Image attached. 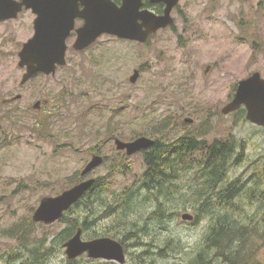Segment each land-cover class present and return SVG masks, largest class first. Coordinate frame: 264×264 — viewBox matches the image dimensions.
Returning a JSON list of instances; mask_svg holds the SVG:
<instances>
[{
    "label": "rangeland",
    "instance_id": "obj_1",
    "mask_svg": "<svg viewBox=\"0 0 264 264\" xmlns=\"http://www.w3.org/2000/svg\"><path fill=\"white\" fill-rule=\"evenodd\" d=\"M173 17L171 28L145 44L104 35L77 53L71 38L66 66L24 86L18 55L34 35L36 16L24 11L0 23V264L72 263L64 248L70 219L91 225L83 232L85 241L120 242L126 264H190L199 253L224 264L205 246L215 219L195 203L190 188L198 183L178 180L160 199L166 202L161 211L158 199L137 189L146 170L144 154L117 151V138L145 136L170 144L189 137L208 147L214 140H235L240 158L227 181L239 179L246 192L259 186L260 208H244L252 200L243 195L227 204L217 200L210 213L254 214L256 235L264 234V128L248 122L246 111L222 113L240 81L255 73L264 78V0H180ZM136 70L140 78L131 84ZM38 102L45 105L37 112ZM94 154L105 162L88 177L101 181L89 200L97 202L104 190L105 203L95 202L89 212L84 205L74 207L66 221L53 225L35 223L41 200L83 181L75 179ZM158 211L160 217L153 215ZM185 214L193 221H184ZM256 241L264 262V239ZM34 255L38 261L32 262ZM78 260L118 264L87 254Z\"/></svg>",
    "mask_w": 264,
    "mask_h": 264
},
{
    "label": "water",
    "instance_id": "obj_2",
    "mask_svg": "<svg viewBox=\"0 0 264 264\" xmlns=\"http://www.w3.org/2000/svg\"><path fill=\"white\" fill-rule=\"evenodd\" d=\"M152 3L166 5L165 15L155 16L139 13L140 0H123L122 7H117L112 0H0V23L16 20L24 11L36 15L34 35L19 52V67L25 70L21 85H26L38 75L53 76L59 67L67 64L69 50L68 39L75 30V21L84 20V25L76 30L77 38L73 44L75 52H83L94 45L102 36L110 35L121 40L145 44L150 37L161 29L174 24L173 10L180 0H151ZM81 6L83 9H81ZM209 71V67L206 73ZM140 71H134L130 83L136 84ZM21 99L17 96L15 100ZM41 103L34 105L39 109ZM245 108L246 119L253 125L264 127V78L255 73L242 80L234 99L224 107L222 113L229 115ZM186 124L193 120L186 119ZM155 145V140L139 137L131 142L115 140L116 149L132 157ZM104 164V158L94 155L82 171L83 178L88 177ZM95 178L85 179L71 189L56 197H45L33 215L35 223L53 225L61 220L66 212L78 204L95 186ZM184 221H193L188 214L182 216ZM82 229L65 243L69 260H76L87 254L89 259L106 260L126 264L124 246L111 238L91 241L83 240Z\"/></svg>",
    "mask_w": 264,
    "mask_h": 264
},
{
    "label": "trees",
    "instance_id": "obj_3",
    "mask_svg": "<svg viewBox=\"0 0 264 264\" xmlns=\"http://www.w3.org/2000/svg\"><path fill=\"white\" fill-rule=\"evenodd\" d=\"M241 111L245 113V110ZM170 123L168 122L166 125L169 126ZM161 133H163V130H158V134ZM198 144L196 139L189 137L180 138L167 145L166 143L163 144L162 141H156L155 145L149 150V153L144 156L146 170L141 176L142 183L137 189L140 192L147 191L153 198L158 199L160 203L159 209L163 211L161 207L165 203H162L160 199L170 194L169 188L176 185V182L183 178L189 181L195 180L199 186L196 185L190 188L191 194H194L195 203L200 204L203 209L202 211L215 219L205 246L215 252V258L224 264H264L259 258V241H256L258 237L261 240L264 239V234L261 236L256 235L254 214L249 215V217L248 215H243V217L239 218L233 211L218 215L210 213L212 205L217 200L224 201L223 203L226 204L244 195L247 200H252L251 203L247 202V205H244V208L247 210L249 206H260L258 203L262 202L263 198H257L256 196V192L260 193L258 190L259 186L255 185L253 189L246 192L242 191L244 184L241 185L239 179L231 182L227 181L228 172L233 161L235 165L239 163L240 157L238 155L240 154V149L238 143L235 140L228 139L224 141L219 140L215 144L204 148H201ZM199 149L202 152L201 157L195 159L194 155ZM235 157L237 158L235 159ZM180 176H182L181 179H179ZM191 176L195 179H192ZM75 180L76 183L80 182L82 180L81 175L77 176ZM100 185L101 181L97 179L95 186L74 207L77 208L84 205L89 212L91 206L96 202L89 199L99 189ZM103 193L104 190L98 193L99 195L96 197L97 202L102 201L105 203V200L101 198ZM91 211H94L93 208ZM153 215L160 217L161 212H155ZM256 217L259 219L261 215ZM66 220L65 214L61 221ZM67 223L71 227L68 229L70 233L67 235L71 236V238L78 229H82V232H84L91 226L88 222L81 223L79 220L70 219ZM250 235L252 236V245L248 241ZM212 259L213 257L207 253H199L196 258L190 261V264H212ZM31 260L32 262L38 261V258L34 255ZM71 262L70 264H80L78 259Z\"/></svg>",
    "mask_w": 264,
    "mask_h": 264
},
{
    "label": "flooded vegetation",
    "instance_id": "obj_4",
    "mask_svg": "<svg viewBox=\"0 0 264 264\" xmlns=\"http://www.w3.org/2000/svg\"><path fill=\"white\" fill-rule=\"evenodd\" d=\"M112 2L117 6V7H122V5H123V0H112ZM140 3H141V7H140V10H139V13H150V14H153V15H155V16H160V17H162V16H164L165 15V10H166V5L165 4H163V3H152L151 2V0H140ZM81 9H83V7L81 6ZM176 9V8H175ZM174 9V10H175ZM174 10H173V12H174ZM173 12H172V15H173ZM84 20L83 19H81V18H78L76 21H75V30L72 32V34H71V37L69 38V39H71V38H75V40H76V38H77V32H76V30L78 29V28H80V27H82L83 25H84ZM169 28H171V27H168V28H166V29H161V30H159L156 34H158V33H160V32H163V31H165V30H167V29H169ZM156 34H154V35H152L151 37H150V39L153 37V36H155ZM41 103V105H40V108L39 109H35L37 112L38 111H40L41 109H43V107H44V105H45V103H42V102H40ZM34 108V107H33ZM184 123H185V121H184ZM186 124V123H185ZM193 124V123H192ZM219 140H214L212 143H211V145H213V144H215L216 142H218ZM199 143V142H198ZM166 145H167V143H166ZM198 145H200L201 147H208V146H203L204 145V143H199ZM121 153H125V152H121ZM147 153H149V150H146V151H143L142 152V154H144V156L147 154ZM95 155V154H94ZM93 155V156H94Z\"/></svg>",
    "mask_w": 264,
    "mask_h": 264
},
{
    "label": "bare ground",
    "instance_id": "obj_5",
    "mask_svg": "<svg viewBox=\"0 0 264 264\" xmlns=\"http://www.w3.org/2000/svg\"><path fill=\"white\" fill-rule=\"evenodd\" d=\"M168 154H169V153H168ZM167 159H168V158H167ZM137 193H138V192H137ZM221 193H222V192H221ZM224 193H226V192H224ZM132 197H133V196H132ZM147 198H148V197H147ZM200 198H201V197H200ZM149 199H150V198H149ZM206 199H207V198H206ZM166 200H167V199H166ZM196 200H197V199H196ZM146 201H147V200H146ZM129 202H130V201H129ZM150 202H151V201H150ZM150 202H149V203H150ZM168 202H170V200H169ZM147 203H148V202H147ZM165 203H166V202H165ZM144 204H145V203H144ZM159 204H160V203H159ZM203 204H204V203H203ZM205 204H206V203H205ZM226 204H227V203H226ZM169 208H170V207H169ZM203 208H204V207H203ZM198 209H199V208H198ZM201 209H202V206H201ZM168 210H169V209H168ZM195 210H196V209H195ZM169 211H170V210H169ZM169 213H170V212H169ZM169 213H168V214H169ZM198 213H199V212H198Z\"/></svg>",
    "mask_w": 264,
    "mask_h": 264
}]
</instances>
